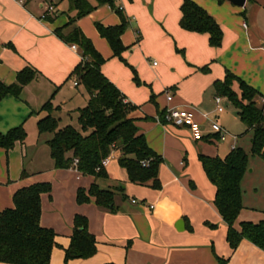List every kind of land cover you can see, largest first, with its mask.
Listing matches in <instances>:
<instances>
[{
    "label": "crops",
    "instance_id": "1",
    "mask_svg": "<svg viewBox=\"0 0 264 264\" xmlns=\"http://www.w3.org/2000/svg\"><path fill=\"white\" fill-rule=\"evenodd\" d=\"M191 1L221 26V47H212L208 34L181 28L184 0H117L128 21L122 35L128 49L121 60L97 29L98 24L106 28L121 25V15L109 5L88 0L97 8L76 19L75 0H0V81L11 86L26 68L37 73L19 98L7 95L0 102V132L20 126L27 132L24 143H16L9 151L0 148V213L14 208L18 190L37 183L52 185V192L42 195L40 218L43 228L56 233L50 264H220V259L226 264H264V251L248 240L237 250L231 249L228 227L215 206L217 189L200 161L202 155L224 159L232 146L241 147L240 138L220 122L230 101L225 98L223 113L216 111V82L233 74L259 93L257 105L264 108V0H246L244 7L226 0ZM49 5L57 12L52 21L42 19ZM72 19L75 23L68 27ZM76 27L106 60L101 68L104 76L138 108L132 115L136 126L163 159L162 188L153 189L130 183L126 171L113 164L120 152H112L106 167L109 178L97 183L103 189L125 185L124 193L116 195L115 211L99 208L94 198L78 204V191H88L95 177L74 168L56 169L47 144L53 134L40 135L37 127L43 114L47 115L42 107L54 95V112L60 114L67 102L57 103V96L70 93L72 99L74 88H84L74 85L78 78L73 74L82 62L81 50L74 51L76 44L64 42L56 33L63 28L69 33ZM232 89L241 95L238 81ZM168 94L173 96L171 102ZM171 107L193 110L205 138L197 142L187 128L166 123L163 114ZM78 110L67 113L75 112L79 118ZM211 121L229 133L225 142L213 132ZM253 168L250 164L242 188L247 175L254 174ZM249 189V196L243 190L244 209L236 230H241L243 222L264 220V181L259 187L251 182ZM77 215L88 219L98 251L92 258L66 262L65 250ZM181 220L185 226L179 231L176 225Z\"/></svg>",
    "mask_w": 264,
    "mask_h": 264
},
{
    "label": "trees",
    "instance_id": "2",
    "mask_svg": "<svg viewBox=\"0 0 264 264\" xmlns=\"http://www.w3.org/2000/svg\"><path fill=\"white\" fill-rule=\"evenodd\" d=\"M96 1L98 5H109L121 15V25L106 28L98 24L97 29L109 42L114 56L122 60V54L128 49L122 42L128 21L117 7V0ZM75 8L79 11L76 19H80L92 13L97 6L91 5L88 0H75ZM181 10L182 29L208 34L212 47L222 46V28L206 10L191 0H184ZM76 19L70 20L67 26L73 25ZM46 20L53 19L48 17ZM56 33L64 42L80 47L83 59L73 74L78 78V85L87 91L89 101L85 108L78 110L81 130L71 125L60 127V119L52 115L55 95L42 107L41 112L47 115L39 120L37 127L40 135L53 134L47 144L56 169L74 168L84 176L95 177L96 181L88 191H78V204L90 203L94 198L99 208L115 211V197L117 193H124V186L103 189L97 183L109 178L102 163L113 151L120 152L119 164L126 171L130 183L161 189L159 172L163 159L150 148L146 137L136 126V119L132 115L138 108L127 102L124 94L102 73L101 68L106 60L78 27L69 33H65L64 28ZM36 76L33 69L26 68L17 74V81L13 85L7 86L0 81V102L7 95L19 98ZM234 81L240 84V96L232 89ZM214 87L218 96L232 102L247 131L252 132L250 155L243 148L236 147L224 159L202 155L200 161L217 189L215 206L228 227L227 242L231 249L237 250L243 240H248L264 251V220L259 223L243 222L241 230L235 228L244 209L242 183L250 169V157L264 161V108L257 105L259 93L233 74L227 73L226 79L216 82ZM26 139L27 132L23 126L5 134L0 132V148L12 150L16 143H24ZM76 160L77 165L74 164ZM23 176H26L25 172ZM51 192L50 183L24 187L13 197L14 208L0 213V263L50 264L52 251L57 246L56 233L43 228L40 218L42 195ZM97 251V240L89 232L88 219L77 215L70 246L65 250V261L89 259ZM219 261L226 264L224 260Z\"/></svg>",
    "mask_w": 264,
    "mask_h": 264
},
{
    "label": "rangeland",
    "instance_id": "3",
    "mask_svg": "<svg viewBox=\"0 0 264 264\" xmlns=\"http://www.w3.org/2000/svg\"><path fill=\"white\" fill-rule=\"evenodd\" d=\"M55 15L56 14H54L52 18H54ZM74 91L75 92H73L72 95H75V97L72 99L70 93L57 96L56 102L59 104L67 102V106L64 105V111L60 114L58 112H54L55 109L53 110L52 114L54 117L60 119L61 128L71 125L77 130H81L77 114L75 112L70 114L67 113V111H76L77 109L85 108L87 106L88 93L84 88H74ZM226 105L228 106V110L224 115H222L220 122L224 123L223 125L231 134L236 135L238 136V138H240V140L238 141V145H240L250 155V139L252 133L247 132V126L240 121L237 115L236 108L233 106V104L227 102ZM43 116L45 117L46 114H43ZM113 162L115 168H117V166H120L119 158L114 159ZM250 164L252 167H254L253 169L255 170V172L254 174L247 175L246 183L242 188L244 191H246V194L248 196L250 195L249 185L251 182H253V185L256 184L257 187H259L264 181V161L257 157H250ZM122 171L125 173V170ZM122 186H124L125 188L124 184H122ZM128 195L131 196L130 193Z\"/></svg>",
    "mask_w": 264,
    "mask_h": 264
},
{
    "label": "built area",
    "instance_id": "4",
    "mask_svg": "<svg viewBox=\"0 0 264 264\" xmlns=\"http://www.w3.org/2000/svg\"><path fill=\"white\" fill-rule=\"evenodd\" d=\"M56 13V8L53 5H49L47 6L45 13L42 15V19L46 20L48 17H52ZM72 49L76 52L80 51V48L77 45H73ZM74 85L78 86V81H75ZM167 100L168 102H171L173 100V96L168 94ZM225 100V97H216V111L218 113H223ZM261 104L264 107V97L261 99ZM163 119L166 123L171 124L173 126L187 128L191 132L193 139L197 142L202 141L205 138L203 128L201 124L197 122L195 118V113L191 109L184 107L167 108L164 113ZM211 124L213 132L219 136L220 141L225 142L230 137L229 133L217 121H211ZM235 148V146H232V149ZM109 161L110 157L105 159L102 163L103 167L106 168L109 164ZM77 163L78 161L76 160L74 164L77 165ZM142 164L144 166L146 165V163L144 162ZM133 203H136V201L133 200Z\"/></svg>",
    "mask_w": 264,
    "mask_h": 264
},
{
    "label": "water",
    "instance_id": "5",
    "mask_svg": "<svg viewBox=\"0 0 264 264\" xmlns=\"http://www.w3.org/2000/svg\"><path fill=\"white\" fill-rule=\"evenodd\" d=\"M226 1H228V2H230V3H232V4H234V5H236V6H238V7H244L245 4H246V0H226ZM184 226H185L184 221L181 220V221H179L178 224L176 225V228H177L179 231H182V230L184 229Z\"/></svg>",
    "mask_w": 264,
    "mask_h": 264
}]
</instances>
